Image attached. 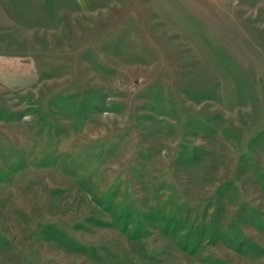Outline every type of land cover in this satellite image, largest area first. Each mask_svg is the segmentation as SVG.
I'll return each instance as SVG.
<instances>
[{"label":"rangeland","instance_id":"1","mask_svg":"<svg viewBox=\"0 0 264 264\" xmlns=\"http://www.w3.org/2000/svg\"><path fill=\"white\" fill-rule=\"evenodd\" d=\"M0 264H264V0H0Z\"/></svg>","mask_w":264,"mask_h":264}]
</instances>
